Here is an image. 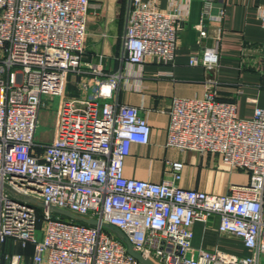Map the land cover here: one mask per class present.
<instances>
[{"label": "built area", "instance_id": "1", "mask_svg": "<svg viewBox=\"0 0 264 264\" xmlns=\"http://www.w3.org/2000/svg\"><path fill=\"white\" fill-rule=\"evenodd\" d=\"M131 1L128 62L172 60L179 15L155 2ZM89 7L90 0H0V264H144L138 253L148 244L165 264H259L264 108L240 118L235 102L217 98L211 80L204 96L175 98L170 110L168 145L218 154L249 172L247 184L225 194L184 187L178 183L182 161L171 163L173 180L128 177L132 144L148 143L151 125L138 106L113 100L121 74L96 69L84 95L66 96L69 74L83 64ZM210 11L204 17L224 16L222 6L216 15ZM258 14L264 27V5ZM197 28L201 38L208 36L204 23ZM217 58L207 48L190 62L212 69ZM56 95L62 102L55 138L38 142L40 111ZM26 196L45 203L42 215ZM51 206L98 223L54 217ZM213 213L220 216L219 230L240 237L252 254L201 248L190 256L193 224ZM28 245L30 259L17 250Z\"/></svg>", "mask_w": 264, "mask_h": 264}, {"label": "crops", "instance_id": "2", "mask_svg": "<svg viewBox=\"0 0 264 264\" xmlns=\"http://www.w3.org/2000/svg\"><path fill=\"white\" fill-rule=\"evenodd\" d=\"M143 1L155 2L159 9L179 15L174 58L168 62L155 57L143 64L128 62L124 35L132 1L90 0L83 64L79 72L69 74L66 96L84 95L86 81L96 75V69L103 74H121L113 100L138 106L151 125L149 142L132 144L125 162L128 177L173 180L171 163L182 161V178L177 182L184 187L225 194L233 185L247 184L249 172L224 162L218 154L168 145V128L174 99L204 96L211 80L216 82L217 98L235 102L240 118L250 119L256 107L264 108V27L258 14L264 0ZM220 6L224 8L221 20L204 17L205 10L216 15ZM200 23L208 30L204 38L197 28ZM207 48L218 55L215 67L191 64V58L201 56ZM61 102L62 97L58 108ZM47 105L48 102L44 106ZM219 224L216 213L206 221H195L191 257H197L201 248H218L239 256L253 253L240 237L221 232ZM17 250L27 259L34 253L32 245ZM138 254L144 264H165L153 245L148 244L147 250ZM259 264H264V256Z\"/></svg>", "mask_w": 264, "mask_h": 264}, {"label": "rangeland", "instance_id": "3", "mask_svg": "<svg viewBox=\"0 0 264 264\" xmlns=\"http://www.w3.org/2000/svg\"><path fill=\"white\" fill-rule=\"evenodd\" d=\"M60 101V96H54L51 100H48V105L42 107V110L40 112L39 116V122L36 128L35 138L38 142H50L54 135H55V129H56V116H57V110H58V104ZM45 210V207L38 206V212L40 215L43 214V211ZM54 215L56 213H53ZM64 216V215H63ZM66 217V216H65ZM42 225V222L39 223V226ZM38 238L42 237V231L38 230Z\"/></svg>", "mask_w": 264, "mask_h": 264}, {"label": "water", "instance_id": "4", "mask_svg": "<svg viewBox=\"0 0 264 264\" xmlns=\"http://www.w3.org/2000/svg\"><path fill=\"white\" fill-rule=\"evenodd\" d=\"M25 198L30 200V201H32V202H34L38 206H43V207L45 206V203L42 200H39V199L31 197V196H26ZM50 210L53 213L64 215V216H66L68 218L79 220V221H82V222H85V223H89V224L98 223V220L95 219V218L81 216V215L76 214V213H74V212H72V211H70L68 209H65V208H60V207H57V206H51Z\"/></svg>", "mask_w": 264, "mask_h": 264}, {"label": "trees", "instance_id": "5", "mask_svg": "<svg viewBox=\"0 0 264 264\" xmlns=\"http://www.w3.org/2000/svg\"><path fill=\"white\" fill-rule=\"evenodd\" d=\"M37 208H38V206H37ZM57 216L61 217L62 219H66V220H70V219H71V218L65 217V216L60 215V214H55V215H54V217H57ZM74 221H75V222H79V223H84V222H82V221L75 220V219H74Z\"/></svg>", "mask_w": 264, "mask_h": 264}]
</instances>
